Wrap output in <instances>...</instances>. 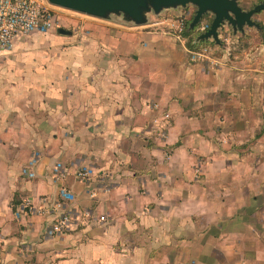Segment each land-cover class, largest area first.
I'll return each mask as SVG.
<instances>
[{"label":"crops","instance_id":"0c3cea01","mask_svg":"<svg viewBox=\"0 0 264 264\" xmlns=\"http://www.w3.org/2000/svg\"><path fill=\"white\" fill-rule=\"evenodd\" d=\"M106 20L0 57V264H264V81Z\"/></svg>","mask_w":264,"mask_h":264},{"label":"rangeland","instance_id":"374dc122","mask_svg":"<svg viewBox=\"0 0 264 264\" xmlns=\"http://www.w3.org/2000/svg\"><path fill=\"white\" fill-rule=\"evenodd\" d=\"M261 1L239 0V3L244 10H249ZM196 10L197 6L193 4H188L185 7L175 6L163 8L159 12L150 8L148 11H145V21L142 23H155L151 25L152 27L150 29L170 36L174 35L179 41L186 42L187 46L189 38L183 36V30L185 25L193 19ZM58 12L62 17V27L77 31V33L97 32L100 35L109 36L108 33L110 31H106L108 29L104 28V23H107L106 19L115 23L111 24L115 25L113 29H117L118 27L120 30L130 29V26L142 24L128 18L124 13H110L106 17L97 18L65 8L58 9ZM213 18L214 14L208 12L195 25L197 26L196 33L192 34L195 35V41L200 42V45L198 49L194 50L187 46L190 50V59L193 52L203 53L204 57L195 62H207L216 68L227 64L231 60H236L240 62V68L243 66L250 69L251 79L256 81L255 86L258 83L261 84L260 81H264V28L259 29L256 26L245 25L244 30L241 31L226 22L219 28L220 41L218 43L213 37L207 38V40L201 39V35L209 29ZM252 19L264 26V10L253 15ZM55 36L64 39L71 37L59 33H56ZM211 60L215 62H211Z\"/></svg>","mask_w":264,"mask_h":264},{"label":"built area","instance_id":"2783aa9c","mask_svg":"<svg viewBox=\"0 0 264 264\" xmlns=\"http://www.w3.org/2000/svg\"><path fill=\"white\" fill-rule=\"evenodd\" d=\"M58 9L61 7L52 5L48 0H0V57L10 53L22 35L35 32L49 33L62 27V17ZM203 55V53L193 52L191 59L199 61L204 57ZM211 62L215 61L211 60ZM165 117H169V114L167 113ZM54 171L57 176L58 173L61 177L65 175V171L58 166L54 168ZM93 175L94 170L90 166L83 165L76 170V177L82 183H89ZM74 198L71 191L65 187L60 188L55 208L62 209L63 212L52 226L54 232L61 233L70 230L74 221L78 219L74 212L65 207ZM35 210L31 200L28 199L20 206L18 213L21 211L35 212Z\"/></svg>","mask_w":264,"mask_h":264},{"label":"water","instance_id":"95a60500","mask_svg":"<svg viewBox=\"0 0 264 264\" xmlns=\"http://www.w3.org/2000/svg\"><path fill=\"white\" fill-rule=\"evenodd\" d=\"M52 5L68 10L85 13L97 18L106 17L110 13H124L137 23L145 21V11L150 8L159 12L163 8L193 4L197 6L191 27L197 25L208 12L214 14L209 29L201 35V39L213 37L218 43L219 28L226 22L241 31L245 25L259 27L252 19L253 15L264 10V0L249 10H244L238 0H48ZM58 33L72 35L73 31L59 27Z\"/></svg>","mask_w":264,"mask_h":264},{"label":"trees","instance_id":"16d2710c","mask_svg":"<svg viewBox=\"0 0 264 264\" xmlns=\"http://www.w3.org/2000/svg\"><path fill=\"white\" fill-rule=\"evenodd\" d=\"M263 1V0H262ZM261 1V2H262ZM238 2H239V0H238ZM240 4V3H239ZM257 5V4H256ZM193 20V19H192ZM192 20L190 21V22H188L186 25H185V28H184V30H183V36L184 37H187V38H189L188 39V41H187V46L190 48V49H198V47H199V45H200V42H196L195 41V35H193L192 33H196V27L197 26H194V27H191V22H192ZM257 28H259V29H262V28H264V26H262L260 23H259V27H257ZM60 34V33H59ZM63 35V34H62ZM69 36H73V34L72 35H69ZM204 40H207V39H204ZM205 43H206V41H205Z\"/></svg>","mask_w":264,"mask_h":264}]
</instances>
